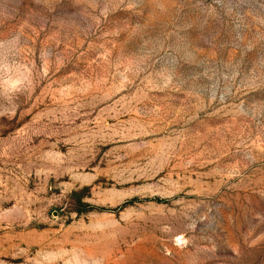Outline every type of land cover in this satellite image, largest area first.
Returning a JSON list of instances; mask_svg holds the SVG:
<instances>
[{
  "label": "rangeland",
  "instance_id": "obj_1",
  "mask_svg": "<svg viewBox=\"0 0 264 264\" xmlns=\"http://www.w3.org/2000/svg\"><path fill=\"white\" fill-rule=\"evenodd\" d=\"M0 264H264V0H0Z\"/></svg>",
  "mask_w": 264,
  "mask_h": 264
},
{
  "label": "trees",
  "instance_id": "obj_2",
  "mask_svg": "<svg viewBox=\"0 0 264 264\" xmlns=\"http://www.w3.org/2000/svg\"><path fill=\"white\" fill-rule=\"evenodd\" d=\"M129 203H131V202H129ZM128 203H126L125 205H127ZM86 209L87 210H92V209H94V208H92L91 206H86Z\"/></svg>",
  "mask_w": 264,
  "mask_h": 264
}]
</instances>
